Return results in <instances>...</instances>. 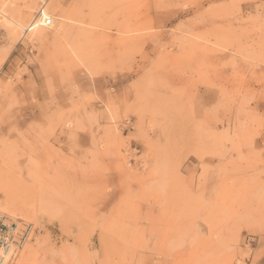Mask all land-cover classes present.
Segmentation results:
<instances>
[{
	"label": "rangeland",
	"instance_id": "374dc122",
	"mask_svg": "<svg viewBox=\"0 0 264 264\" xmlns=\"http://www.w3.org/2000/svg\"><path fill=\"white\" fill-rule=\"evenodd\" d=\"M11 3L0 211L34 225L14 264H264V0Z\"/></svg>",
	"mask_w": 264,
	"mask_h": 264
},
{
	"label": "built area",
	"instance_id": "2783aa9c",
	"mask_svg": "<svg viewBox=\"0 0 264 264\" xmlns=\"http://www.w3.org/2000/svg\"><path fill=\"white\" fill-rule=\"evenodd\" d=\"M47 24H50L49 19ZM33 229L32 223L15 219L0 211V264H13Z\"/></svg>",
	"mask_w": 264,
	"mask_h": 264
},
{
	"label": "bare ground",
	"instance_id": "6f19581e",
	"mask_svg": "<svg viewBox=\"0 0 264 264\" xmlns=\"http://www.w3.org/2000/svg\"><path fill=\"white\" fill-rule=\"evenodd\" d=\"M12 0H1L0 1V22H2V23H5L6 25H7V28L9 29V31L11 32V34H13V35H15L16 36V34L18 33V31H19V29H24L25 27H26V24L23 22V20L21 19V12L18 14V15H16L15 13L13 14V13H11L10 12V9H9V7H13V5H12ZM31 2V1H30ZM35 2V1H34ZM47 3H48V1H46L43 5H42V7H41V9L39 10V13H40V17L39 18H42V17H44L45 15H47L48 16V12H47V10H46V5H47ZM28 5H30V4H28ZM24 8H28V6L27 7H24ZM18 11V10H17ZM16 12V11H15ZM50 17H53V16H49V17H47V18H45L44 19V21H45V23H46V25L49 27V26H51L53 23H52V18H50ZM38 18V19H39ZM48 19H49V22H50V24H47V21H48ZM35 22H37V19H35L34 20V22L33 23H30L31 25H29L28 27L29 28H31V26L35 23ZM41 22H42V19H41V21H40V23L39 24H41ZM65 23V22H64ZM64 23L62 24L61 23V26H60V24H59V26L60 27H58V29H56L57 30V32L59 33V32H61L62 31V25H64ZM66 25V24H65ZM64 25V26H65ZM38 28V27H37ZM37 28H35V29H37ZM35 29H33V32H34V34H35ZM30 29H27V31H29ZM40 30H42V29H40ZM64 31L66 30V29H63ZM39 32V31H38ZM41 32V31H40ZM56 32V31H55ZM37 33V32H36ZM41 34H42V32H41ZM18 37V36H17ZM31 234H32V232H31ZM30 237H31V235H30ZM30 239V238H29ZM29 241V240H28ZM27 245V244H26ZM29 246V245H28ZM28 248L29 247H26L24 250H22V254H21V260L22 259H25V258H28V257H30L31 256V254H32V249L31 250H28ZM27 250H28V252H27ZM19 255V254H18ZM16 259H18V256H16V258L14 259V262H13V264L14 263H16ZM18 263H20L19 262V260H18Z\"/></svg>",
	"mask_w": 264,
	"mask_h": 264
},
{
	"label": "crops",
	"instance_id": "0c3cea01",
	"mask_svg": "<svg viewBox=\"0 0 264 264\" xmlns=\"http://www.w3.org/2000/svg\"><path fill=\"white\" fill-rule=\"evenodd\" d=\"M204 92V91H203ZM203 94V93H202ZM214 98H216V97H214ZM213 98V100L212 101H215V99ZM204 106V104H202V107ZM201 107V108H202ZM224 114H225V116H226V118H227V116H228V114H227V112H223ZM221 114H222V109H220L219 110V116H221Z\"/></svg>",
	"mask_w": 264,
	"mask_h": 264
}]
</instances>
